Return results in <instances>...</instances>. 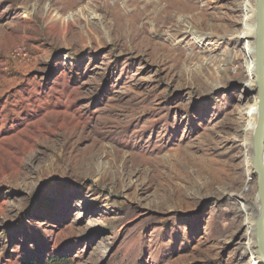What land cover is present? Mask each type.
Segmentation results:
<instances>
[{"label":"rangeland","instance_id":"374dc122","mask_svg":"<svg viewBox=\"0 0 264 264\" xmlns=\"http://www.w3.org/2000/svg\"><path fill=\"white\" fill-rule=\"evenodd\" d=\"M158 1L0 0V264H264L255 0Z\"/></svg>","mask_w":264,"mask_h":264},{"label":"water","instance_id":"95a60500","mask_svg":"<svg viewBox=\"0 0 264 264\" xmlns=\"http://www.w3.org/2000/svg\"><path fill=\"white\" fill-rule=\"evenodd\" d=\"M255 75L259 115L252 137V171L256 177L260 213L254 228L256 253L264 263V0H255Z\"/></svg>","mask_w":264,"mask_h":264},{"label":"bare ground","instance_id":"6f19581e","mask_svg":"<svg viewBox=\"0 0 264 264\" xmlns=\"http://www.w3.org/2000/svg\"><path fill=\"white\" fill-rule=\"evenodd\" d=\"M190 3H191V0L186 1L185 3L182 2V0H177V1H174V0H159L157 6L158 7L159 6H162L164 8H163L162 11H160V13L157 16L156 20H161L162 18H164V15H166V20L167 21H165V22L169 23L171 26H173V23H175L176 26H178V29H179L181 27V24H179L180 21L176 22V21H174V19H175V17L180 16V14H190V13H193L194 12V6H191ZM238 7L239 6L237 5L236 8H238ZM144 11H145V8H144ZM144 11L141 10V11L138 12V14H139V18L138 19H141V17L144 16ZM161 14H163V17H161ZM184 22H186V21H184ZM199 22L200 21H190V23L193 24V25H195V26L197 24H199ZM208 22L209 21H204L203 24H208ZM191 28L190 29L187 28L189 30V33L192 34V35L196 34V33H194L191 30ZM182 29H183V27H182ZM243 37H245V33L242 32V31H239V32H237V35L232 38V41L235 38L237 40H239V39H241ZM255 37H256V35H255ZM197 38H201V37L199 36ZM244 49H245V52L246 51L247 52L246 53H243V60H245V61H248L249 60L250 61V65H247L246 66V64H245V69L241 73L242 74L241 75V81L243 83H245V84H248V85L252 84V86L257 91L256 75H255V56H254V49H252L251 47H249V48H246L245 47ZM234 57L236 58V56H234ZM257 102H258V100H256V111H255V114H254V123H253V126H252V136H251V139H252L253 134H254V131L256 129L257 119H258V115H259V110H258ZM259 213H260V210H259ZM259 213L256 216H254L253 232H254L255 224L257 222ZM253 238H254V236H253ZM254 244H255V242H254Z\"/></svg>","mask_w":264,"mask_h":264}]
</instances>
